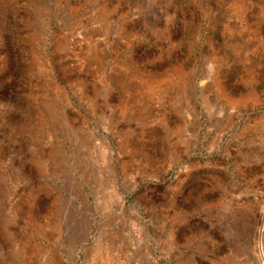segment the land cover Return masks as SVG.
Here are the masks:
<instances>
[{
  "label": "rangeland",
  "instance_id": "obj_1",
  "mask_svg": "<svg viewBox=\"0 0 264 264\" xmlns=\"http://www.w3.org/2000/svg\"><path fill=\"white\" fill-rule=\"evenodd\" d=\"M0 264H264V0H0Z\"/></svg>",
  "mask_w": 264,
  "mask_h": 264
}]
</instances>
